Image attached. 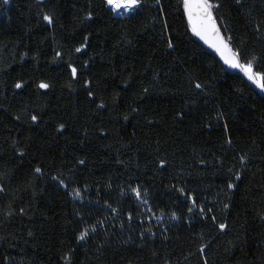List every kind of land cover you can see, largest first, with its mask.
<instances>
[{
  "label": "trees",
  "instance_id": "obj_1",
  "mask_svg": "<svg viewBox=\"0 0 264 264\" xmlns=\"http://www.w3.org/2000/svg\"><path fill=\"white\" fill-rule=\"evenodd\" d=\"M209 3L264 73V0ZM0 188V264H264V95L194 37L182 0L123 16L104 0H0ZM77 189L101 204L135 189L169 218L78 241Z\"/></svg>",
  "mask_w": 264,
  "mask_h": 264
},
{
  "label": "snow or ice",
  "instance_id": "obj_2",
  "mask_svg": "<svg viewBox=\"0 0 264 264\" xmlns=\"http://www.w3.org/2000/svg\"><path fill=\"white\" fill-rule=\"evenodd\" d=\"M8 0H4V3H7ZM157 3H159V0H156ZM241 0H236V3L239 4ZM104 3L107 5V7L112 11H119V10H125V11H132L141 6L142 0H104ZM213 8H219V4H211L209 3V0H183V11L184 15L187 17L188 25L191 30V32L198 36L201 40H203L206 44L209 45L214 51L220 56L221 60L229 65L232 68L238 69L240 72L244 74V76L251 81L253 84H255L259 89L264 91V73L254 71V60L255 57L248 59L246 62L241 63L240 62V54L238 52L232 51V49L229 47L227 43L224 42V40L221 38L219 29L217 28L216 22L212 15V9ZM92 13L89 12L88 16L86 18H91ZM43 19L47 21L49 24L53 23V18L49 15H44ZM87 39V38H85ZM173 45L171 41L168 43V47L171 48ZM84 45H81V47L76 48V52H80L81 48H83ZM57 56H60L61 54L59 52L56 53ZM69 68L71 69L73 77L77 74V69L75 67H72V65H69ZM22 87L21 84L17 83L16 88ZM39 87L42 89H46L49 87L46 83H40ZM195 89H202L203 85L201 83H195L194 84ZM147 91V89H145ZM92 93L89 92V96H91ZM100 107H103V105H100ZM32 121H36L38 119L37 116L33 115L31 117ZM61 129L64 127L63 124L59 126ZM225 130H227V125H225ZM231 143V140L228 141ZM23 152L21 151V155ZM246 159L245 156H241L240 160L241 163L244 162ZM81 164L84 163V161H80ZM166 162L164 160L160 161L161 166H163ZM231 171V169L229 170ZM34 172L36 174L42 173L41 167H36L34 169ZM237 179L240 177V173H236ZM53 180H59V183L62 186L65 185V182L63 179H60L58 176H53ZM227 187L229 189L234 187L233 183H228ZM3 188H0V191H3ZM137 191V190H133ZM181 193H183V189L180 190ZM75 196H79L80 192L79 190H74L72 193ZM137 196H139V192L137 191ZM188 199H192L191 196L188 197ZM194 202V201H193ZM146 203V201H145ZM228 205H225V208H227ZM23 212V209H21ZM189 211L191 212L192 209L189 208ZM211 211V209H209ZM201 212H203V209H201ZM173 218H175V213L173 214ZM213 221H215V217L212 218ZM102 223V222H101ZM220 230H224L226 228V225L223 223H220L218 225ZM91 231H95V226H92ZM89 234V229L85 228L82 230L79 235H77L76 239L78 241H82L85 239V237ZM204 250V245H201L200 251L201 253ZM67 259V257H66ZM167 264V262H166ZM204 264H207V261L205 260Z\"/></svg>",
  "mask_w": 264,
  "mask_h": 264
},
{
  "label": "rangeland",
  "instance_id": "obj_3",
  "mask_svg": "<svg viewBox=\"0 0 264 264\" xmlns=\"http://www.w3.org/2000/svg\"><path fill=\"white\" fill-rule=\"evenodd\" d=\"M4 5L6 8L9 7L10 0ZM130 12L125 10L113 11L117 16H123ZM241 74L261 95H264V91L249 81L242 72ZM73 192L70 196L77 209L81 229L88 228L89 234L95 233L97 229L107 233L108 227L112 226L154 228L162 226L169 218L154 214L145 203L144 198L140 194L137 196V192L133 190L126 191L125 194L115 199V202L107 204H101L98 200L92 198L93 195L90 194V190L79 191V196L73 195ZM89 221L93 222L92 226H96L95 231H91L90 227H83L89 226Z\"/></svg>",
  "mask_w": 264,
  "mask_h": 264
},
{
  "label": "water",
  "instance_id": "obj_4",
  "mask_svg": "<svg viewBox=\"0 0 264 264\" xmlns=\"http://www.w3.org/2000/svg\"><path fill=\"white\" fill-rule=\"evenodd\" d=\"M182 5H183V0H182ZM212 15H213V18H214V20H215V17H214L213 11H212ZM185 17H186V16H185ZM186 20H187V17H186ZM187 22H188V21H187ZM215 22H216V20H215ZM216 25H217V28L219 29V33H220L221 38L224 40L225 43H227V44L229 45L228 41L226 40V38H225L224 35L222 34L221 29H220V27L218 26L217 22H216ZM193 35H194V34H193ZM194 37H195L197 40H199V41L203 44V46H204L208 51H210L211 53H213V54L219 59V61H220L225 67H226V69H228V70L231 71V72L241 73L238 69H236V68H232V67H230L229 65L225 64V63L221 60L220 56L214 51V49H212L211 47H209V45L206 44L203 40H201L198 36L194 35ZM229 47H230V45H229ZM230 48H231V47H230ZM231 49H232V48H231ZM232 51H233V50H232Z\"/></svg>",
  "mask_w": 264,
  "mask_h": 264
}]
</instances>
